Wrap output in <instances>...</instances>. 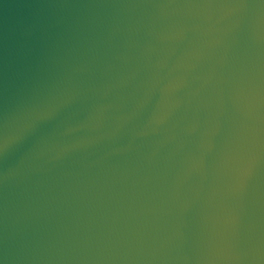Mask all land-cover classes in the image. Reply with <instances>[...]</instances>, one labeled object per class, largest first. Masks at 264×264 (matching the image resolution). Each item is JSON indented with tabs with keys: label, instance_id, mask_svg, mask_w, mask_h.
I'll return each instance as SVG.
<instances>
[{
	"label": "water",
	"instance_id": "1",
	"mask_svg": "<svg viewBox=\"0 0 264 264\" xmlns=\"http://www.w3.org/2000/svg\"><path fill=\"white\" fill-rule=\"evenodd\" d=\"M0 264H264V0H0Z\"/></svg>",
	"mask_w": 264,
	"mask_h": 264
}]
</instances>
